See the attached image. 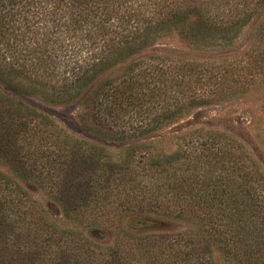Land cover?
Wrapping results in <instances>:
<instances>
[{
  "label": "trees",
  "instance_id": "16d2710c",
  "mask_svg": "<svg viewBox=\"0 0 264 264\" xmlns=\"http://www.w3.org/2000/svg\"><path fill=\"white\" fill-rule=\"evenodd\" d=\"M263 8L0 0V264H214L213 245L230 263L264 264V174L242 144L203 129L171 153L143 142L193 107L264 83V19L235 46ZM171 28L218 53L149 51ZM18 94L77 110L50 114ZM109 141L126 157H114ZM19 180L40 188L70 226L54 236ZM171 220L188 228L141 235ZM95 226L118 236L102 247Z\"/></svg>",
  "mask_w": 264,
  "mask_h": 264
},
{
  "label": "rangeland",
  "instance_id": "374dc122",
  "mask_svg": "<svg viewBox=\"0 0 264 264\" xmlns=\"http://www.w3.org/2000/svg\"><path fill=\"white\" fill-rule=\"evenodd\" d=\"M262 19H264V8L242 27L235 41L236 47L247 43L257 24ZM149 51L156 53L177 52L187 59L200 60L197 58L198 56L215 55L219 50L196 43L192 39H184L177 28H171L156 40ZM0 91L7 92L1 85ZM16 97L23 99L40 110H47L50 114L58 116H66L67 114L73 116L77 110L75 106L52 105L38 95L18 94ZM200 129H203V131L223 132L236 138L250 157L256 161L264 174V83L259 80L249 85L244 92L193 107L181 118L164 126L147 137L143 142L151 144L156 152L171 153L176 148V145L189 141L188 137L182 139H179V137L191 132L193 135L189 136V138L196 139V136L200 134ZM201 135L205 137L207 134L203 132ZM116 144V142L109 141L106 146L113 152L114 157H126L127 154H116L124 148L123 144ZM19 183L34 200V206H36L39 213L41 210V215H44L43 217L47 223H44L43 226H47L48 230L53 231L54 236L58 235L57 230L63 225L70 226L71 223L63 218L59 208L48 200L40 188L26 180H19ZM125 220L124 218L123 221ZM156 224L159 225H151L155 229L141 235L173 234L188 228V224L183 220H171L168 225ZM117 233L118 230L116 229L103 231L100 226H95L92 229L94 237L92 239L94 243L104 247L111 244L114 237L118 236ZM129 235L134 237L132 239L136 241V232ZM212 260L214 264H233L224 260L214 245L212 246Z\"/></svg>",
  "mask_w": 264,
  "mask_h": 264
}]
</instances>
